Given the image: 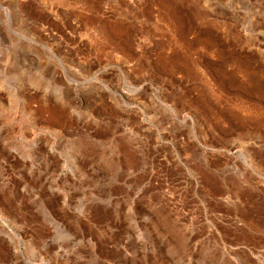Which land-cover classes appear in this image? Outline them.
Masks as SVG:
<instances>
[{"label":"rangeland","instance_id":"374dc122","mask_svg":"<svg viewBox=\"0 0 264 264\" xmlns=\"http://www.w3.org/2000/svg\"><path fill=\"white\" fill-rule=\"evenodd\" d=\"M0 264H264V0H0Z\"/></svg>","mask_w":264,"mask_h":264}]
</instances>
